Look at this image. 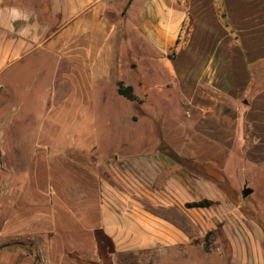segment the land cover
Here are the masks:
<instances>
[{"label":"crops","instance_id":"obj_1","mask_svg":"<svg viewBox=\"0 0 264 264\" xmlns=\"http://www.w3.org/2000/svg\"><path fill=\"white\" fill-rule=\"evenodd\" d=\"M12 5L35 16L23 34L18 22L16 31L0 22V91L15 92L10 80L35 66L45 109L1 237L41 238L50 264H73L68 252L88 264L128 255L264 264V222L239 199L249 187L241 171L264 170V88L254 68L264 60V0H0ZM129 51L153 64L155 93L174 100L152 102L144 79L139 96L120 80ZM118 83L132 88L139 112L153 108L145 121L160 124V145L121 142L99 156L94 107L107 91L115 105L133 103ZM71 155L92 157L90 165ZM202 202L211 205L188 208Z\"/></svg>","mask_w":264,"mask_h":264},{"label":"rangeland","instance_id":"obj_2","mask_svg":"<svg viewBox=\"0 0 264 264\" xmlns=\"http://www.w3.org/2000/svg\"><path fill=\"white\" fill-rule=\"evenodd\" d=\"M127 54L123 58L125 68L119 74V78L125 85H131L136 89L134 91L136 96H139V91H141L137 88L136 83L138 84L141 79H144L147 93L153 97L152 102L159 103L160 98L164 96L175 99L173 92L155 93V83L159 84L162 80L158 77V73L155 74L153 64L149 60L140 56L141 62L138 63L137 56L132 55L130 51ZM254 68L256 70L255 80L259 90L264 88V60L258 61ZM36 69L37 67L33 66L25 76H16L13 81L10 80L11 88L15 92L8 88L0 91V232L28 168L32 149L36 142L37 130L42 119V112L45 109L37 105L39 102L34 92V89L39 85L38 83L43 84L44 81L42 75L39 78H37L38 76L35 77ZM35 79L37 83L34 85ZM29 87L31 96L26 94V89ZM123 102V105H115L107 91L105 102L107 106L104 107L105 104L101 103L93 109L94 121L91 130L93 137L96 138L99 156L107 155L112 146H118L121 142L123 144L130 142L134 148L140 146L137 141L144 144L141 145L143 147L160 145V124L145 121V119L152 117L153 108H146L145 113L142 114L137 109L138 101L131 105L127 104L125 100ZM163 109L165 108L157 107L156 111ZM171 110L173 111V108ZM165 111L167 114L168 110L165 109ZM161 145L164 144L161 142ZM71 158L86 167L90 165L92 159L89 156L80 158L74 155H71ZM209 177L214 180L217 179L215 172L211 169ZM239 180L243 184L247 183L249 186L247 187L254 193L250 198L245 199L240 194V203L244 208L242 211H248L256 215L259 221L264 222L260 213L254 214L249 204L253 201L264 210V170L248 169L241 171ZM43 247V240L38 237H33V239H4L0 235V264H50L49 256ZM64 257L70 259L73 264L89 263L88 260L84 261L75 253H65ZM147 260L149 258L145 256H120L117 258L116 264H143Z\"/></svg>","mask_w":264,"mask_h":264},{"label":"clouds","instance_id":"obj_3","mask_svg":"<svg viewBox=\"0 0 264 264\" xmlns=\"http://www.w3.org/2000/svg\"><path fill=\"white\" fill-rule=\"evenodd\" d=\"M34 16L35 13L32 9L24 7L12 5L0 8V22L7 21L13 31H16L14 25L18 22L21 26L19 29L21 34L32 26Z\"/></svg>","mask_w":264,"mask_h":264},{"label":"trees","instance_id":"obj_4","mask_svg":"<svg viewBox=\"0 0 264 264\" xmlns=\"http://www.w3.org/2000/svg\"><path fill=\"white\" fill-rule=\"evenodd\" d=\"M117 92L119 96H122L126 100L130 102H136V98L134 97L132 93V88L127 86L125 87L122 83L117 84ZM178 162H180L179 159H177ZM185 163V162H184ZM183 164V163H182ZM211 205V203L208 202H202V203H196V204H191L188 205V208H207Z\"/></svg>","mask_w":264,"mask_h":264},{"label":"water","instance_id":"obj_5","mask_svg":"<svg viewBox=\"0 0 264 264\" xmlns=\"http://www.w3.org/2000/svg\"><path fill=\"white\" fill-rule=\"evenodd\" d=\"M252 191L246 187L243 188L241 192V196L243 199L247 198L249 195H251Z\"/></svg>","mask_w":264,"mask_h":264}]
</instances>
